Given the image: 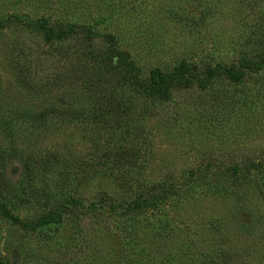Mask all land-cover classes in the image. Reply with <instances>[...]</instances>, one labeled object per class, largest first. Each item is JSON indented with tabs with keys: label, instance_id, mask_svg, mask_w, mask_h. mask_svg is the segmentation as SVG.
<instances>
[{
	"label": "rangeland",
	"instance_id": "374dc122",
	"mask_svg": "<svg viewBox=\"0 0 264 264\" xmlns=\"http://www.w3.org/2000/svg\"><path fill=\"white\" fill-rule=\"evenodd\" d=\"M109 36L142 84L180 61L196 78L162 100L101 83L121 123L91 116L92 98L48 111ZM241 58H264V0H0V260L264 264V64L205 77Z\"/></svg>",
	"mask_w": 264,
	"mask_h": 264
},
{
	"label": "trees",
	"instance_id": "16d2710c",
	"mask_svg": "<svg viewBox=\"0 0 264 264\" xmlns=\"http://www.w3.org/2000/svg\"><path fill=\"white\" fill-rule=\"evenodd\" d=\"M35 25V23H34ZM37 28L43 32L48 38H57L62 35L63 32L69 33L71 31V25L66 24L63 29H51L49 26L44 24V22L39 21L37 23ZM109 43L105 46V48L100 52L99 55L95 56L96 60L99 61L97 64L100 67H96L97 69L94 71L83 72V78L76 82V85H72V87H65L66 89H61L60 91H64L67 99L58 102L57 99H53L48 105V111H58L63 112L66 115L69 114H80L86 106L84 101L89 102L92 98L96 106L101 109L99 115H96L95 112H91V116L96 117L100 121H104L105 119H109L111 121H121L124 119L122 116L117 117L118 105H115L114 98L111 95L110 91H101L97 89L98 86H101V83L107 82L109 84H117L120 81L127 80L130 85L134 89L140 90L145 96L153 98V99H165L167 97V91L171 87L176 86H187L190 82L196 78V74L192 70V68L185 62L180 61L173 65L169 70L165 72H160L157 69H153L146 83H141L136 78L129 75V70L131 74L133 66L127 59L126 54L119 49L114 44V40L111 36H109ZM122 65L124 69L119 70L117 65ZM264 64V58L260 61L256 62L254 65L249 66L244 59H240V61L234 63H228L225 65H216L212 67H208L205 70V77L210 78L215 74H223L229 81L234 82L238 80L242 76V70L246 69H254L255 67ZM50 94H53L52 92ZM119 110V109H118ZM205 169V168H204ZM60 173V174H59ZM56 179L61 180V176L63 172L60 171ZM238 174V170L235 172ZM168 186L166 188H170L172 183H167ZM163 190L162 188H156L155 193L157 194L152 197V203L159 204L160 197ZM154 198V200H153ZM154 201V202H153ZM142 202L137 200L135 197L129 199L122 207L127 211H137L141 206ZM46 219L48 221H52L55 218L52 214H49ZM229 261V256L225 254L222 262L227 263ZM0 264H5L0 260Z\"/></svg>",
	"mask_w": 264,
	"mask_h": 264
}]
</instances>
